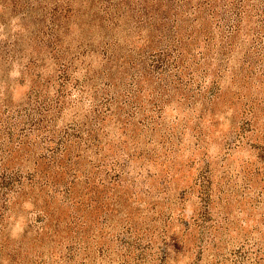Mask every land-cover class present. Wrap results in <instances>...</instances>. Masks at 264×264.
Listing matches in <instances>:
<instances>
[{
    "label": "rangeland",
    "instance_id": "1",
    "mask_svg": "<svg viewBox=\"0 0 264 264\" xmlns=\"http://www.w3.org/2000/svg\"><path fill=\"white\" fill-rule=\"evenodd\" d=\"M0 264H264V0H0Z\"/></svg>",
    "mask_w": 264,
    "mask_h": 264
}]
</instances>
